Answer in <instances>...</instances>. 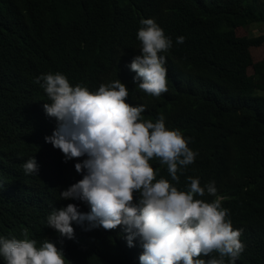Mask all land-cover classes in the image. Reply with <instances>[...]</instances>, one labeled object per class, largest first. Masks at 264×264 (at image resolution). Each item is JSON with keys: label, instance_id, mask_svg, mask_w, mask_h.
<instances>
[{"label": "clouds", "instance_id": "9594fccd", "mask_svg": "<svg viewBox=\"0 0 264 264\" xmlns=\"http://www.w3.org/2000/svg\"><path fill=\"white\" fill-rule=\"evenodd\" d=\"M4 1L0 17L20 29L0 37L26 56L23 71L0 78V123L13 96L38 115L0 132V220H9L0 223V264H95L93 246L105 249L104 264L263 262L264 219L252 207L234 214L219 174L193 165L179 124L191 101L210 98L205 76L182 64L155 19L101 25L103 43L95 22L73 21L64 41L100 49L75 55L57 32H35L25 0L12 11ZM109 234L119 242L106 245Z\"/></svg>", "mask_w": 264, "mask_h": 264}, {"label": "trees", "instance_id": "16d2710c", "mask_svg": "<svg viewBox=\"0 0 264 264\" xmlns=\"http://www.w3.org/2000/svg\"><path fill=\"white\" fill-rule=\"evenodd\" d=\"M15 1H4L9 11ZM23 7L34 13L35 32H57L64 47L75 55L100 49L94 41L84 46L64 41L66 28L69 30L73 21L87 18L95 22L99 25L95 37L103 43L101 25L130 29L135 23L140 25L141 18H154L172 38L182 64L201 70L205 76L201 91L210 98L201 105L191 101L179 124L191 138L189 147L197 153L194 167L219 174L216 179L229 190V207L234 214L241 208L252 207L264 219V57L253 61L249 50L264 45V34L235 33L239 25L263 29L264 0H25ZM13 27L20 29V24L0 17L1 31L12 32ZM179 35L184 37L182 44L175 42ZM10 43L9 38L0 37V78L14 77L25 69L19 61L26 54ZM172 63L177 64L174 60ZM171 72L175 77L177 73ZM11 99L13 110L0 123V132L20 127L21 130L25 123L37 121L38 114L30 101L15 96ZM229 102L237 106H230ZM165 116L171 124L176 123L173 116L168 113ZM1 144L9 142L1 141ZM4 221L9 220L3 217L0 223ZM102 241L106 245L119 242L115 234L107 235V240ZM137 247L139 242L134 239L131 250L136 251ZM86 254L93 263L104 264L101 260L106 258L104 248L93 246ZM244 264H264V261Z\"/></svg>", "mask_w": 264, "mask_h": 264}, {"label": "rangeland", "instance_id": "374dc122", "mask_svg": "<svg viewBox=\"0 0 264 264\" xmlns=\"http://www.w3.org/2000/svg\"><path fill=\"white\" fill-rule=\"evenodd\" d=\"M235 33L238 36H243V35H258L260 32L259 30L248 27L246 25V26L237 27L235 29ZM261 33L264 34V28L261 29ZM250 54L252 56L253 61L260 60L261 58L264 57V45L250 47ZM248 69H249L248 72L251 73V68L249 67Z\"/></svg>", "mask_w": 264, "mask_h": 264}, {"label": "bare ground", "instance_id": "6f19581e", "mask_svg": "<svg viewBox=\"0 0 264 264\" xmlns=\"http://www.w3.org/2000/svg\"><path fill=\"white\" fill-rule=\"evenodd\" d=\"M27 11H28V10H27ZM113 50H114V51H118L119 49H113ZM120 52H123V51H122V50H119V53H120ZM103 56H104V55H102V57H103ZM38 64H40V63L37 62V65H38ZM43 65H44V64H43Z\"/></svg>", "mask_w": 264, "mask_h": 264}]
</instances>
